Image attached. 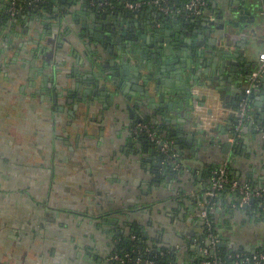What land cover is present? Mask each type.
Wrapping results in <instances>:
<instances>
[{
    "label": "crops",
    "instance_id": "crops-1",
    "mask_svg": "<svg viewBox=\"0 0 264 264\" xmlns=\"http://www.w3.org/2000/svg\"><path fill=\"white\" fill-rule=\"evenodd\" d=\"M263 4V0H210L209 6L204 10L205 16H208L210 20L218 21L217 18L219 16L221 18L224 14L225 17L222 19L225 22L224 29L220 30L212 25L203 46L191 47V56L186 54L189 47L185 45L186 42L182 38L179 39L178 44L174 45L173 53L168 56L163 55L158 46L159 42L151 40L147 43L145 39L140 40L144 44V49H147L144 60L151 62L153 71L157 73L160 81L173 80L176 63L183 62L184 65L187 59L197 61L194 65L196 73L191 74L193 78L190 77V69L185 67L184 73L180 75V77L183 75L182 80H175L172 87L159 85V90L154 95L157 103H160L162 95L163 99L166 97L165 100L175 106L165 114V117L173 121L168 129H173L175 136L166 138L164 131L161 135L171 147L174 146V149L183 153L180 158V168L176 171H181L183 168L191 177L186 183L184 194L179 189L174 192L177 196L174 197L175 200L179 201L177 206L181 208H175L182 217L178 227L182 231L181 237L183 233L186 235L183 237L186 243L179 244L178 238L181 234L176 231L167 233L164 242L160 241L154 246L161 253L166 251L173 254L171 264H194L191 256L196 252V246L203 241L197 236L201 231H196V218L201 219L200 197L207 195L205 189H207L209 178L206 170L223 163V158L229 157L230 170L239 181L251 187L264 188V125L256 124V121L264 116V88L262 87L264 82H261V78L251 95L252 115L242 126L235 142L229 143L231 131L237 124L234 113L243 96L246 78L255 72L260 64V58L264 55ZM3 11L0 6V17H3ZM173 15L171 14L169 20L165 21L164 28L172 32L169 36L171 42L177 41L175 34H181L182 30H187V27L179 26L178 30H174L177 25L171 22L174 19ZM150 20L154 21L155 17ZM124 21L128 24L123 25L128 29L127 34H132L129 30L133 27L138 32L143 28L148 35V30H154L156 26L154 24L148 28L145 17L135 19L134 15L124 17ZM182 22L181 20L180 24ZM24 23H27L26 19ZM134 23L138 25L134 26ZM13 30L15 31L0 22V36L8 32L12 34ZM120 30L116 35H121ZM206 30L201 29L204 35ZM37 34L40 37L41 33ZM105 34L110 36L111 32L105 31ZM27 35L29 32L19 36L20 41H25L22 37ZM209 37L216 40L215 54L212 53L213 47L207 44L206 38ZM0 38L2 63L0 81L8 82L13 88L17 87V91L13 92L0 85V97H2L0 98V264H90L91 258L83 257V251L86 250L85 243L90 245L91 249L87 250L93 252L94 257L104 255L108 250L106 241H101L105 236L96 232L93 225L96 224L98 216L109 209L106 206L109 201L113 202L114 210H119L130 208L138 202L137 197H141L140 204L144 203L143 205L152 211V213L147 212L148 216L160 215L168 219L173 218L170 214L175 205L170 202L173 200L170 198L171 191L165 192V189L161 192L165 196L155 199L156 195H153L151 189H146L143 184L146 168L154 160H148L150 156L148 157V153L142 151L146 144L142 143L140 148H137L139 139L136 137L135 129L139 123L135 122V114L131 116L125 106L118 105L112 99H110L111 105L107 102V96L103 97V101L96 100L93 105L87 106L77 102L65 103L63 96L57 100V105L59 104L63 113L58 112L59 115L56 116L49 111L45 113L47 105L48 107L51 105L52 108L57 105H54L51 97V101H47L46 96L44 100L40 98L42 91L48 89L44 80L47 76L43 75L42 67H35L33 71L26 70L23 62L24 57L28 56H25L27 54L23 53L21 46L17 44L19 40L4 43L3 38ZM132 39L136 40V36ZM42 40L39 38L38 43L33 44L36 48L33 55V59H36L35 63L41 61L40 56L44 50H41L43 48L38 44ZM61 46L64 48L53 46L54 48L50 49V52L53 49L56 51L54 60L56 64L48 61L51 63V65L48 63V69L60 72L59 83L65 80L79 82L81 91L93 89V86H88L81 78L87 73L86 68L81 64L84 63L85 58L83 53L74 54L70 49L72 44L69 42ZM181 46L185 47V55H182ZM10 49L14 50L12 57L8 54ZM194 50L203 52L205 56L203 60H200ZM238 50H243V54L240 55ZM175 52L181 53L179 57L175 55ZM51 57H53L52 53H48L46 58L51 60ZM242 57L244 60L241 62ZM109 58L119 59L120 57L110 55ZM164 58L169 60V64ZM178 58L183 60L178 61ZM63 61H66L64 65ZM203 61L208 63L207 66H204ZM235 62L242 66L245 73H248L247 77L244 72L240 74L234 71L235 66L232 63ZM161 66H171L172 70L158 69ZM75 74L78 76L76 80ZM54 75L53 73L54 79L49 82L59 91V83L55 82ZM66 75L69 77L66 78ZM212 76L213 82L209 85ZM117 78L123 88H127L124 77L117 76ZM201 83L206 87L201 86ZM106 87L110 91H115L119 86ZM49 90L53 92L52 89L49 88ZM30 95L31 98L27 97ZM192 95L197 98L193 99ZM11 97L15 98L11 99ZM88 100L91 102L93 97L89 96ZM129 104L135 110L133 103ZM74 105L77 108H74ZM196 105L197 108H195ZM42 117L49 119L47 131L49 128L50 131L46 139L41 138L37 128ZM11 121L27 122L24 126L17 125L14 131L20 138L34 136L36 139L34 144L29 146L16 144L15 137L11 133L14 129L10 124ZM200 122L202 125L199 124ZM31 123L36 126L32 128ZM201 126L210 130L208 136L199 132ZM163 129L166 130L167 127L164 126ZM243 129L245 131H242ZM189 136L193 138L189 139ZM148 141L149 151L151 141ZM184 141L189 142V145L179 150L177 147L182 146ZM226 145L231 146V152L224 157L222 148ZM204 147L207 149L204 150ZM158 153H163V156L166 154L162 150ZM158 153L155 154L158 155ZM134 155L142 156L144 160L142 165L145 169L141 167L138 169L131 164ZM113 157L114 159H111ZM31 159L37 161L33 163ZM86 170L89 176L84 177ZM92 171L95 174H92ZM197 175L201 176L200 180L196 178ZM166 182L160 178L161 186L166 188ZM197 185L200 186L199 189H196ZM80 188L83 190L81 191ZM168 199L170 201H167ZM232 199L231 197L219 200L212 213L215 225L218 224L216 228L221 229L218 234L224 238L222 243L230 250L234 245H238V242L232 244L231 237L234 234L241 236L244 230L246 235L243 236L249 239L242 240L243 251L247 253H250L251 249L255 252L264 251V225L263 227L261 225L263 219L257 218L260 217V213L253 218L249 216L253 220L231 215L229 211L237 209V204ZM46 205L53 208L49 210ZM218 208L221 211L224 210L225 214L222 215L220 211H216ZM248 211L251 210L248 209ZM231 216L234 217L231 218ZM188 218L193 220L188 221ZM167 221H162L161 224L164 227L172 224ZM259 222L262 223L257 224ZM63 224H69V227ZM140 229L143 232L147 231L144 226ZM250 232L254 234L251 238L248 235ZM90 233H97L100 241ZM86 234L91 237L88 239ZM140 235L139 241L148 239V236L141 231ZM191 245H195V248L191 249L190 254L187 253V257L184 255L179 257L178 252ZM204 248L202 246L199 251L203 253Z\"/></svg>",
    "mask_w": 264,
    "mask_h": 264
},
{
    "label": "water",
    "instance_id": "water-1",
    "mask_svg": "<svg viewBox=\"0 0 264 264\" xmlns=\"http://www.w3.org/2000/svg\"><path fill=\"white\" fill-rule=\"evenodd\" d=\"M3 2V0H1L0 2V6L1 3ZM63 2H65V0H63ZM176 3H178L179 8L175 9L176 11L173 13V17L174 19H172V23L177 25L174 27V30H178L179 27H187V30H182L181 34H175V38L177 39V41L175 40V42H171V39L169 38V36L171 35L172 32H170V30H165V20L164 18H161V15H159L156 12L153 13H144V12H140V14H136L134 15V18L137 19L138 17H145V22L148 25V28L150 27V25H154L156 24L154 30H148L149 34L147 35L145 33V30L143 28H141V30L135 31V29L130 28V32L132 34L129 33V35L127 34V30L126 28L123 27L124 24H127L126 21H124V16L122 15H114L112 16L109 12H102V16L103 18L109 23L112 19H115V23L113 24L114 30L113 32H111V35L109 36H105V31H97V34H95V38L94 37H90L91 41L88 42L87 46H86V52L87 55L83 53L84 55V63H81L82 66H84L86 68V75L84 77H81L85 83H87L88 86H93V89H86L84 91L80 90V83L79 82H70L71 84V88L67 91H71V90H80L78 91L80 94L79 99L76 101L77 103H82L85 106L87 105H93L94 101H103V97L107 96V102L110 103L112 105V102L110 101V99H112V101H115L118 105H123L125 106L129 112L130 115L133 116L135 114V122L141 123L143 121L144 118H150V120H152V122L157 126V128L160 130V132L163 131L165 132L166 138L170 137V136H175V132H173V129H168V126L170 123L173 124V121L169 120L167 117H165V114L168 110H172L175 108V106L171 105V103H168L165 99H163V96H160V103H157L155 101V94L158 92L159 90V85H164V86H168V87H172L175 83V80H182L183 75L180 77L181 73H184V70L186 69L185 67H188L190 69V77L193 78V76H191L192 73H196V69L194 67V65H196V60H186L185 64L183 65V62H179L176 63L174 65L175 70L173 71V80H167L165 81H160L159 80V76L157 75V73H155V71H153L152 68V64L151 62H145L144 60V53L145 51H147V49H144V44L141 43V39H145V41L147 43H150V41L152 40L153 42H159L160 44L158 45L159 48H161V51L163 53L164 56H168L171 55L173 53V47L175 44H178L177 42H179V39L182 38L183 40H185V45H187L189 47L188 52L186 53L188 56L192 55V46H197V47H202L204 42H205V37L209 36V31L211 30V26L214 25L217 29L223 30L224 29V20H222L225 15L223 14L222 17L220 18V16L217 18L218 21L215 19L214 20H210L208 16H205L203 18H195V16L192 15H188L187 12H185L184 10V6L186 5V3H180V0H176ZM83 13L82 15L85 18L86 12H88V8L89 6L85 3L83 4ZM177 11L179 13H177ZM98 12H100V9H93L89 14V19L94 22L99 16ZM154 21H151V18H154ZM83 19V17L81 18ZM183 21L182 24H180V21ZM2 21V17H0V22ZM10 23L6 22V25L8 26ZM60 24V22H59ZM83 25V24H82ZM128 25V24H127ZM138 24L134 23V26H137ZM84 27H87L86 24L83 25ZM90 27H93V25H89ZM179 26V27H178ZM83 27V28H84ZM116 28V29H115ZM207 29L205 32V35L203 34V32L201 31V29ZM119 29H121V35L118 36L116 35V33H118ZM142 31V32H141ZM110 32V31H109ZM77 38V41L80 42V38L79 35L77 33H74ZM138 34V35H137ZM188 38H187V36ZM234 34V33H233ZM236 34V32H235ZM136 36V40L132 39V37ZM122 37V38H121ZM167 37V38H165ZM190 37V38H189ZM192 37V38H191ZM204 37V38H203ZM207 40V44L211 47H213V51L212 53L215 54V46H216V40L214 38H206ZM108 41L109 47L106 46ZM127 43H124L126 42ZM101 42H103L101 45H99ZM106 42V43H105ZM76 43V42H75ZM74 43V45L71 46V51L73 50V47L75 46L76 48L78 47V45L76 46ZM164 43H166L164 45ZM141 44V45H140ZM153 44V43H152ZM99 45V46H98ZM151 46V44L149 45ZM156 46V45H155ZM240 46L243 48V45L240 44ZM132 47V48H130ZM158 48V47H156ZM51 49V48H50ZM50 49H43V53L40 56L41 61L43 62V66H42V70L46 69L47 71L44 72L47 77H44V80L47 82V78L48 76L51 77V80H53V73L55 74V82L59 83V76H60V72L56 71L55 69L52 71V69H49L48 63L50 64V62H48L47 60V54L51 53ZM90 49V50H89ZM180 50H182V55H185V47L181 46ZM158 52V51H156ZM238 52L240 53V55L243 54V50H238ZM47 53V54H46ZM194 53L200 57V60H203V58L205 57L203 55V52L198 51V50H194ZM75 54V53H74ZM77 54V53H76ZM79 54V53H78ZM181 53L180 52H175V55L177 57H179ZM80 55V54H79ZM111 56H119V59H110L109 57ZM39 56V55H38ZM154 58L156 57L155 54L152 55ZM164 60L166 62H168L169 64V60L165 59ZM178 61H182L183 59L178 58ZM241 62L244 60V58H240ZM83 61V60H82ZM81 61V62H82ZM36 59L34 58L32 63H35ZM41 62V63H42ZM174 62V61H173ZM66 63V61H63V65ZM204 66H207V62L203 61ZM235 68L234 71H238V73L243 74L244 69H242V66L239 65V63L235 62L232 63ZM142 65H144V67L142 68ZM165 68L168 71L172 70L171 66H161L158 69H162ZM33 71V70H31ZM49 72V75H48ZM76 72H78V70H76ZM57 73V74H56ZM245 73V72H244ZM51 75V76H50ZM77 74H75V80L76 78H78V76H76ZM119 77H124V79L126 80L127 83V88H123V86L121 85V83L118 81ZM248 76V75H247ZM261 77V82H264V70L260 75ZM66 78L69 77V75L65 76ZM122 81V80H121ZM213 82V76L210 78L209 80V85H212ZM63 84L59 83V85L61 87L65 86L67 84V80L62 82ZM52 86V83H50ZM106 86L108 87H112L114 88V86H119L117 89H115V91H110ZM201 86L206 87V85H204L203 83H201ZM60 87V88H61ZM262 87L264 88V84L262 85ZM62 89V88H61ZM92 96L93 100L90 102L88 100V97ZM193 99H196L197 96L194 97V95H192ZM130 102L133 103L135 110H133L130 106ZM74 108H77L76 106H74ZM195 108H197V105L195 106ZM71 115H73V113L71 112ZM264 120V116H262V118L258 121H256L257 125H264L263 123ZM262 121V122H261ZM200 125H202V122L199 123ZM199 125V126H200ZM252 125V124H250ZM166 126L167 129H163V127ZM242 131H245V129H243ZM199 132L205 134L206 136H208L210 134V130H206L205 128H203V126H201V128H199ZM189 139H192V136L188 137ZM148 139L147 140H138V147L140 148V145L146 144V147L143 148L142 151H144V153H148V160L153 161L154 162H150V166L146 168V172L143 175V184L145 186V188L147 189H151V193L153 195H156L157 198L155 199H160L163 198L164 196L161 194V192L163 190L166 189L165 192H170L172 196H170V198H173V200H175L176 198V193H174L177 189H179V191L181 193L184 194L185 191V186L186 183L189 182V179H191L189 173L187 171H185L183 168L181 169V171H176L173 170V165L174 162L172 160V162H165V160H163V156L160 152L161 150V146L157 145L153 142H150V150L148 151V144H147ZM196 143L198 142L197 140L195 141ZM185 145H189V142L184 141L183 145L178 146L177 148L179 150H182L183 147ZM172 149V159L176 160L178 163H180V158L183 156V153H181L180 151L174 149V146L171 147ZM207 149L206 147H204V150ZM148 151V152H147ZM222 151L224 153V157L226 155L230 154V150H229V146L226 145L225 147L222 148ZM155 153H158L155 154ZM225 158H223L224 160ZM142 160V156L140 155H134L132 156V162L131 164L135 167H137L139 169V167H141L142 169L144 168ZM199 162V161H198ZM185 171V172H184ZM207 173L209 172V170H206ZM160 178H163L164 181L167 183L166 184V188L160 185ZM196 178L198 180L201 179V176L197 175ZM177 180V181H176ZM175 181V182H174ZM160 185V187H159ZM154 187V188H152ZM204 187H206V185H204ZM200 186L197 185L196 189H199ZM203 195V193H202ZM175 197V198H174ZM184 199V198H183ZM167 201H170L169 199ZM172 202V201H170ZM195 202V201H194ZM144 204V203H142ZM237 204V209H233L231 211H229V213L231 215H235L236 217H245L246 220L249 219L250 217H256L259 213H260V217H257L259 219H263V223L259 222L257 224L262 223V227L264 225V214L261 215V212L259 210V208H255L254 204H255V200H251L248 204H243V205H239L238 202H236ZM141 205V204H139ZM174 205H178L177 201H174ZM133 206V205H132ZM136 208L138 207L135 206ZM248 209H250L251 211H248ZM216 211H220L221 214H225L224 210H220L219 208ZM138 213V212H137ZM147 211L144 212V215H141V213L139 215H141V218L144 217L145 220H147L149 218V216L147 215ZM138 215V214H137ZM171 217L174 216L173 214H170ZM180 216V215H179ZM250 216V217H249ZM234 216H231V218ZM182 219V217H180ZM250 218V220L252 219ZM140 219V218H139ZM192 218H188V221H192ZM253 220V219H252ZM144 224V223H143ZM143 226V225H142ZM218 226V224H217ZM216 226V227H217ZM145 227V226H144ZM225 228L230 229V226H224ZM155 230H158L157 227H155ZM219 232H221V229L218 230ZM218 231L217 234H218ZM185 232V231H184ZM244 232V233H243ZM243 233L241 236H234L231 237V242L232 244H235L236 242H238V245H234V247H231L230 250H228V248H226V245H224V243H222V240H224V238H221V240L219 242H217L216 247H220V248H225L228 251H232L234 249V251H238V250H243V242L242 240H246L248 241L249 237L247 236H243L245 234V231L243 230ZM249 232V231H248ZM180 238H178V242L179 244H183L185 242V239L183 237H185L186 235L183 233V237L182 236V231L180 232ZM251 234V235H250ZM144 235H147V231L144 232ZM185 235V236H184ZM246 235V234H245ZM248 235L250 236V238L254 235L251 232L248 233ZM219 237V234L217 236V239ZM211 243V241H209L208 236L204 237V240L202 241V243H199L196 246V252L193 254V256H191L192 261L194 262V264H198L200 262L201 259H203L205 256V254L201 253L199 251V249L202 246H208ZM241 244V245H240ZM257 244V243H256ZM240 245V246H239ZM238 246V247H235ZM251 246V245H250ZM251 248V247H250ZM254 248V247H253ZM191 249H194V246H191ZM245 250V249H244ZM246 251V250H245ZM165 252V251H164ZM213 250L210 251L209 255L213 254ZM255 250L251 249L250 253H254Z\"/></svg>",
    "mask_w": 264,
    "mask_h": 264
},
{
    "label": "flooded vegetation",
    "instance_id": "flooded-vegetation-1",
    "mask_svg": "<svg viewBox=\"0 0 264 264\" xmlns=\"http://www.w3.org/2000/svg\"><path fill=\"white\" fill-rule=\"evenodd\" d=\"M62 2H63V0H62ZM63 3H65V2H63ZM83 4H85V2L82 0L73 1L72 3L69 4V7L66 8V11L64 13L53 15V16L50 15V16L41 17L40 15H37V16L36 15H30V16H28V18H26L27 23H24L23 26H22V24H20V25L15 24L14 25L11 23V21L9 19H7L6 17L3 16L1 24L5 25L6 22H9L10 24L8 26L7 25L6 26L11 28V29H15V31L13 30L14 32H12V34L10 32H8L6 34H2L0 37L3 38L4 43H13V40H15V39L19 40L17 42V44L19 46H21L22 52L29 54L28 57H24L25 58V60L23 62L24 65L26 64L27 61H30L32 63L33 55L35 54V51H36V48H34L35 45H33V47L29 50L27 48V45H28L27 42L20 41V38H19V36H21L23 33H27V32L30 33L31 32L30 28H35V31H37V33L38 32L41 33L39 38H42V39L47 38V40H48L47 43L51 44L50 47H53L52 45H53V42H55V40H56V46H54V47L60 46L61 48H64V46H61L63 43L69 42L72 45H74V43L76 42V44H78V47L76 48L74 46L72 52L75 54L77 53V55H79L78 53H80V52L87 55L86 46H87L88 42L91 41L90 37L95 38V34H97V31H101V30L106 31V32H109V31L113 32L112 29L114 28L113 24L116 22L115 19H112L108 23L103 18L102 12L103 11L109 12L112 16L117 15V14L112 13L111 11H108L107 9H103V10L100 9V12H98L99 17L94 22H92L89 19L88 13H90L94 8L89 7L88 8L89 10H88V12H86V15L84 18V16L82 15ZM1 7L4 8V6H2V5H1ZM61 9H63V7H61ZM148 12L150 13L151 11H148ZM3 13H4V11H3ZM151 13H153V11ZM82 17H83V19H81ZM59 22H60V24H59ZM82 24L83 25L86 24L87 27H84ZM89 25H93V27H90ZM16 29H19V30L16 31ZM74 33H77L79 35L80 42H78L77 38L74 37V36H76ZM105 36H108V35L105 34ZM37 41L38 40H34L31 43L35 44ZM102 43L103 42H101L99 45H101ZM38 45H40V44H38ZM106 46L109 47L108 41H107ZM41 50H43V49H41ZM29 56H32L31 59H28ZM1 67H2V63L0 61V68ZM48 75H49V72H48ZM49 81L50 82L52 81L51 77L47 78L46 87L48 89H45L44 90L45 92L42 91V94H40L41 100H44L45 96H46V98L48 99L47 101H49V100L51 101L53 99L52 102L54 103V105H57V100L61 99L63 96L65 97V99H64L65 103H69V104H71V103L73 104L79 99L80 94L78 91H80V90L76 89V90H71V91H66V92L57 91L55 88H53L51 86ZM61 84H63V83L61 82ZM49 88L52 89L53 92H51L49 90ZM25 93L28 94L29 92L25 91ZM25 93L23 92V94H25ZM37 93H39V92H37ZM47 111H49V113H52V115L55 113V116L59 115L58 112L63 113L62 108L59 106V104L55 108H52L51 105L48 107V105H47V110L45 111V113H47ZM100 114H102V111H100ZM54 127H55V123L53 125V129H54ZM49 131H50V128H49ZM49 131L46 130L45 135L48 136L47 133H49ZM111 159H114V157ZM173 162H174V165H173L172 169L173 170H179V168H180L179 163L174 159H173ZM93 173H94V171H92V174ZM87 176H89V172L86 170L84 177H87ZM98 188H99V186H98ZM137 198H139L137 200L138 202H135V204L133 206H131L130 208H127V209L114 210L115 208H114L113 202L109 201L107 203L106 206L109 207V209L107 211H105L103 213V215L101 213L98 216V218L96 219V224L93 226H94L96 232H99L100 235L105 236L103 238L104 240H101V241L102 242L106 241V243L108 244V250L106 253H104V255H99L98 257H94L93 252H91L90 250H87V249H91L90 245L85 243L84 246H85L86 250L83 251L84 252L83 257L88 258V259L91 258V260H89L90 264H115V261H114V259H115L114 258L115 257V246L119 244L120 239H125L124 237H127L131 232H135V228H134L135 226L134 225H136V224L139 225V227L143 225V226H145V229H147L148 239H146L145 241H139V242L145 243L148 246L158 244V242H160V241L164 242V237L166 236L167 233H172V232L178 231L180 234L181 229H180V227H178V225H179V220H182V219L179 216V212L175 211V208L178 209L180 207H178V206L176 207V205H175V207H173L174 208L173 212H172V214H174L173 218L168 219V217H166V216L160 217V215H157V216L151 215V216H149V218L147 220H145L144 217L141 218V215H144L145 211H147L148 213H152V211L150 208L147 209V207L144 206L143 204L139 205L140 202H142V200H141L142 198L141 197H137ZM171 201L173 204H174V201H177L179 203V201L177 199L171 200ZM47 203H48V201H47ZM137 205H138V207L136 208L135 206H137ZM47 208L50 210L53 207L51 208L50 206H47ZM140 213H141V215H139ZM166 220H168L167 223L172 222L173 225L166 223L167 225L165 224L166 226L164 227L161 224V222L166 221ZM134 222L136 224H134ZM63 225L69 227V224H63ZM155 227H157L158 230H155ZM215 231H218V228L215 227ZM141 232L144 233L143 230H141ZM90 234L93 235L95 239L100 241L99 235L97 233H90ZM86 235H88V239L91 237V236H89V234H86ZM191 236H192V240H193V233L191 234ZM217 236H218V234L214 238L216 240V244H217V242H219L221 240V237L219 236L217 239ZM154 242H156V243H154ZM222 242H223V240H222ZM185 243H186V240H185ZM197 243H199V242H197ZM191 246H186L184 248L185 250L182 249L181 251H179L178 252L179 257L182 255L187 257L188 256L187 253L190 254V252H191ZM193 246L195 248V245H193ZM238 251H241V250H238ZM231 252H236V250L234 251V249H233ZM71 256L72 255H70V257Z\"/></svg>",
    "mask_w": 264,
    "mask_h": 264
},
{
    "label": "trees",
    "instance_id": "trees-1",
    "mask_svg": "<svg viewBox=\"0 0 264 264\" xmlns=\"http://www.w3.org/2000/svg\"><path fill=\"white\" fill-rule=\"evenodd\" d=\"M73 1H76V0H65V3H63L62 0H3L1 5L4 6L3 16L9 19L11 23L15 25V24H20V23L23 24L24 20L28 18V16L30 15H36V16L40 15L41 17H44V16H50V15L53 16L57 14H62L66 11V8L69 7V4L72 3ZM82 1L88 4L89 7L98 9L96 6L91 5L93 2L97 3L96 0H82ZM109 1L113 5V7L112 9H109L110 7H106L105 9L117 15H122L124 17H130V16L132 17L133 15L139 14L140 12H143V11L144 12L153 11L157 13L156 9L153 6H143L142 8L136 9V10H129L125 8L124 6L125 2H128V1L133 2V1H144V0H109ZM160 1H162L163 3L166 2L170 6L173 5L174 10L179 8V5L178 3H176V0H160ZM189 1L190 0H180V3H188ZM205 1H206V6H205V9H206L209 6L210 0H205ZM12 2H15V4L12 5ZM61 7H63V9H61ZM170 16L171 15L169 14H161V18L162 19L164 18L165 20L167 19L166 21L169 20ZM203 17H205V12H203L199 16H195V18H200V19ZM245 74L247 77L248 73L246 72ZM249 78L250 76L246 78V82L248 81ZM253 90H252V93H253ZM251 98L252 97L250 96L249 97L250 105H249V110L247 112L249 116L252 115ZM141 123L151 125L153 130L156 132V134L160 136V138L163 141H165L164 140L165 138L161 135V132L159 131L157 126L152 122V120H150V118H147V117L144 118ZM233 134H234V131L231 132V135ZM136 137L144 141L148 139L145 135L136 134ZM171 154H172V149H171V146L169 145L168 152L163 157L165 162L166 161L169 163L172 162L173 159H172ZM221 164L211 167V169L208 172V178L210 176V172L216 168H219ZM229 177L231 179L239 180L233 175V173L230 170H229ZM205 190H206L205 191L206 193L209 191V180H208L207 189ZM231 197L233 198L232 199L233 201L239 203L240 196L237 194L231 193L227 187H225L224 189L220 191H216V193L214 194L212 198L206 194L200 197V203L202 205L201 211H206V218H203V219L196 218V222H197L196 229H198L199 231L201 230L200 234L197 235L199 238L204 240V237L208 236V233H211L215 238V236L217 235V232L215 231L216 225L212 217L213 210L217 206V203L219 200H224L226 198H231ZM254 207L259 208L260 210V201L256 200ZM134 224L136 223L134 222ZM134 226H135L134 227L135 232H131L127 237H124L125 239H120L119 244L115 246V255L119 256L120 258L124 260V263L114 260L115 264H132V262H134L136 259H139V258L142 260H146V259L152 260L157 264H162V263L171 264V262H173L171 258L173 257V254L168 253L166 251L161 253V251H158L154 247L158 244L148 246L145 243H140L139 237H141L140 235L141 226L139 227V225L137 224ZM132 236H134L135 239H131ZM208 239L209 241H211V238H208ZM229 252L230 251H228L225 248L215 247L213 255L204 257L200 261L208 258L210 260L217 259L218 261L222 262V264H230L231 260L228 258V255L230 254ZM259 253H264V251H259ZM126 254H128L129 256L126 257Z\"/></svg>",
    "mask_w": 264,
    "mask_h": 264
},
{
    "label": "built area",
    "instance_id": "built-area-1",
    "mask_svg": "<svg viewBox=\"0 0 264 264\" xmlns=\"http://www.w3.org/2000/svg\"><path fill=\"white\" fill-rule=\"evenodd\" d=\"M96 2H93L91 5L96 6L99 9H105L106 7H110L109 9H112L113 5L109 0H96ZM110 2V3H109ZM15 2H12V5H14ZM125 8L129 10H136L140 9L143 6H153L157 13L159 15L161 14H173L176 10H174L173 5L170 6L166 2H162L160 0H144V1H128L125 2ZM206 6L205 0H190L186 5L184 6L185 12L188 13V15L192 16H199L201 15ZM104 7V8H103ZM262 12L264 15V4L262 5ZM177 13H179L177 11ZM264 70V55L260 58V64L258 65L257 69L254 73L251 74L250 78L246 82V87L243 91V96L239 102V106L235 111V116L237 118V124L233 127L232 131H234V134L229 138V143H234L236 137L238 136L242 126L249 120L250 116L247 114L249 110L250 100L249 97L252 94V90L257 85V82L259 80V77L261 73ZM206 128V127H203ZM231 131V132H232ZM135 134L139 135H145L151 142L160 145L161 150L164 153L168 152L169 143L167 141H163L160 136L156 134V132L153 130L151 125L145 124V123H139L135 129ZM229 149L231 151V146H229ZM229 157L225 158L223 163L219 168H216L210 172L209 176V191L207 192V195L209 197H213L216 191H220L227 187L231 193L237 194L240 196L239 198V205L248 204L252 199L260 201V210L261 213L264 214V188L260 187H251L239 180L231 179L229 177ZM231 171V170H230ZM200 217L206 218V211H202L200 214ZM208 238H211V243L208 246H204L203 254L205 256H211L209 255L210 251H214L216 247V240L214 239V236L211 233H208ZM131 239H135L134 236L131 237ZM228 258L231 260L230 264H264V253L254 252V253H247L243 250L236 251V252H229ZM214 254V252H213ZM212 254V255H213ZM129 256L126 254V257ZM115 261H120L121 263H124V260L120 258L119 256L115 255L114 257ZM132 264H157L152 260H142V259H136ZM162 264H169V263H162ZM198 264H222V262L218 261L217 259H204L200 261Z\"/></svg>",
    "mask_w": 264,
    "mask_h": 264
},
{
    "label": "rangeland",
    "instance_id": "rangeland-1",
    "mask_svg": "<svg viewBox=\"0 0 264 264\" xmlns=\"http://www.w3.org/2000/svg\"><path fill=\"white\" fill-rule=\"evenodd\" d=\"M31 30V32L29 33V35H27V36H25V37H22V38H24V40L27 42V44H28V49L30 50L32 47H33V43H31L32 41H34V40H39V36H38V34H36L35 32H34V28H30ZM47 38H45V39H43L42 41H40L39 43H40V45L42 46V48L45 50V49H50V48H52V47H50L51 46V44H48L47 43ZM56 45V40H55V42H53V45L52 46H55ZM75 45L77 46L78 44H76L75 43ZM68 51H69V48L67 49ZM52 56L53 57H51L52 59L51 60H48V61H50L52 64L54 63V64H56V62L54 61L55 60V56H56V51H55V49H53L52 50ZM9 57H12L13 56V54H14V50L13 49H10V51H9ZM1 55V54H0ZM29 54H27L26 56H28ZM9 57H8V59H9ZM28 59H31V58H28ZM33 61V60H32ZM42 61H39V62H37V63H33V64H31V62L30 61H27L26 62V64L24 65V67L26 68V70H28V71H31V70H34V68L35 67H42L43 66V62L41 63ZM40 63H41V65H40ZM51 63H50V65H51ZM56 66V65H55ZM47 70L46 69H43V72H46ZM43 75H46L45 73H43ZM41 76V75H40ZM41 78H43V76L41 77ZM0 85L2 86V87H4V88H6V89H10L11 91H13V92H16L17 91V87H15L14 86V88H13V86L12 85H9L8 84V82H5V81H3L2 82V80L0 81ZM59 85V84H58ZM18 86H19V84H18ZM54 86H56V85H54ZM71 85H70V81L69 82H67V84L65 85V86H63V87H61L60 85H59V87H61L60 88V90L59 91H63V92H66L67 90H69L71 87H70ZM14 90H13V89ZM58 90V89H57ZM27 97H29V98H31V95L30 96H27ZM0 98H2V97H0ZM15 97H11V99H14ZM29 108V107H28ZM36 111V110H35ZM43 119L41 120V122H40V125L39 126H37V128H38V132H39V134H40V136H41V138H44V139H46V137H48L47 135H45V132H46V130H47V127H49V119H47V118H45V117H42ZM10 124H11V126L14 128L12 131H11V133L13 134V136L15 137V142H16V144H19V145H25V146H29V145H31V144H34V141L36 140L35 139V137L33 136H31V137H29V138H27V137H23V138H20V137H18V135L15 133V127L17 126V125H22V126H24L25 124H27V122H25V123H18L17 121H11L10 122ZM30 126L33 128V127H35L36 125H34L33 123H31L30 124ZM44 146V145H43ZM41 148H43V147H41ZM36 151H37V149H36ZM39 151H41V149H39ZM38 152V151H37ZM31 162H33V163H35L37 160H35V159H31L30 160ZM39 163H42V162H40L39 161ZM81 189V188H80ZM79 189V190H80ZM83 189H81V191H82ZM196 231H199L198 229H196ZM201 231V230H200Z\"/></svg>",
    "mask_w": 264,
    "mask_h": 264
}]
</instances>
